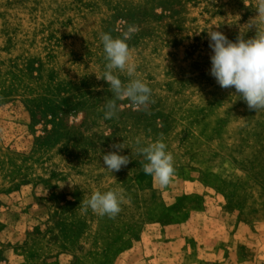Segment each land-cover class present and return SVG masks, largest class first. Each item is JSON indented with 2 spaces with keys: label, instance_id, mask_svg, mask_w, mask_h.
I'll return each instance as SVG.
<instances>
[{
  "label": "rangeland",
  "instance_id": "obj_1",
  "mask_svg": "<svg viewBox=\"0 0 264 264\" xmlns=\"http://www.w3.org/2000/svg\"><path fill=\"white\" fill-rule=\"evenodd\" d=\"M258 2L0 0V264H264V110L210 75L206 32L252 37ZM128 25L154 103L105 120L100 34ZM161 134L164 188L136 154ZM123 142L130 163L111 173L102 155ZM112 189L115 219L79 206Z\"/></svg>",
  "mask_w": 264,
  "mask_h": 264
},
{
  "label": "clouds",
  "instance_id": "obj_2",
  "mask_svg": "<svg viewBox=\"0 0 264 264\" xmlns=\"http://www.w3.org/2000/svg\"><path fill=\"white\" fill-rule=\"evenodd\" d=\"M256 15L246 24L254 35L245 39L241 32L236 40L228 37L216 28L207 30L209 48L211 49L210 75L222 89H234V94L243 100L250 111L264 110V0H259ZM136 25H128L120 36L113 37L111 33H101L100 39L104 51V71L97 79L108 84L112 94L103 104L105 120L118 118L119 105L117 101L127 99L131 105L144 112H149L152 99V89L147 83L136 76V64L132 59L128 40L138 32ZM116 73H125L127 81ZM136 154L143 157L139 161L145 175L151 176L161 188L167 187L175 175L174 156L167 150L163 134L154 142L142 145L136 140ZM112 151L102 155L103 166L111 173L119 172L130 163L131 157L122 155L125 143L111 145ZM125 194L121 189L108 191L96 190L80 202L83 211L110 219H115L122 210Z\"/></svg>",
  "mask_w": 264,
  "mask_h": 264
}]
</instances>
